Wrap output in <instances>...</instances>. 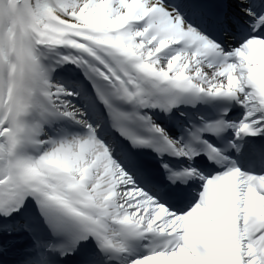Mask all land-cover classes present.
I'll use <instances>...</instances> for the list:
<instances>
[{
    "label": "snow or ice",
    "instance_id": "snow-or-ice-1",
    "mask_svg": "<svg viewBox=\"0 0 264 264\" xmlns=\"http://www.w3.org/2000/svg\"><path fill=\"white\" fill-rule=\"evenodd\" d=\"M0 264H264V0H0Z\"/></svg>",
    "mask_w": 264,
    "mask_h": 264
},
{
    "label": "bare ground",
    "instance_id": "bare-ground-1",
    "mask_svg": "<svg viewBox=\"0 0 264 264\" xmlns=\"http://www.w3.org/2000/svg\"><path fill=\"white\" fill-rule=\"evenodd\" d=\"M66 66H67V64H64V65L61 66V68L62 67L65 68ZM56 70H58V68ZM61 71H65V70H58V72H61ZM58 72H56V73H58Z\"/></svg>",
    "mask_w": 264,
    "mask_h": 264
}]
</instances>
